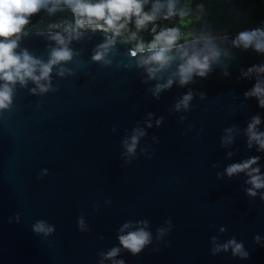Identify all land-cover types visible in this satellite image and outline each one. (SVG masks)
<instances>
[{
    "label": "water",
    "instance_id": "95a60500",
    "mask_svg": "<svg viewBox=\"0 0 264 264\" xmlns=\"http://www.w3.org/2000/svg\"><path fill=\"white\" fill-rule=\"evenodd\" d=\"M30 33L22 46L44 55L43 36ZM88 34L90 42L76 45L84 47L85 62L105 36L99 31ZM119 47L124 51L128 45ZM236 51L230 78L217 70L191 85L207 97L197 96L189 113L169 111L187 88L174 86L156 100L137 71L122 67L88 63L75 77L56 78L60 90L43 97L21 89L18 110L0 120V264H97L101 249L118 244L119 226L143 218L151 221L154 235L169 218L174 227L165 237L168 243L154 241L137 256L122 253L126 264H264V247L253 239L264 236V201L245 195L243 175L222 180L216 176L227 164L250 155H261L264 164V154L248 150L243 137L237 138L234 147L239 152L230 160L220 146L225 127H244L249 116L264 112L255 99L242 111H230V105L238 103L233 94L243 99L251 87L236 79L239 68L264 60L253 52ZM147 112L165 118L141 141V147L150 145L152 156L138 152L131 164H124L121 140ZM180 115L188 119L181 123ZM217 161L223 162L219 169L212 167ZM43 169L48 174L40 178ZM109 199L112 203L105 204ZM17 212L20 222L10 223ZM82 214L89 232L78 230ZM37 219L54 224L55 233L47 239L36 235L32 224ZM222 225L228 230L221 234ZM213 235L244 241L250 258L241 260L230 252L212 255Z\"/></svg>",
    "mask_w": 264,
    "mask_h": 264
},
{
    "label": "clouds",
    "instance_id": "9594fccd",
    "mask_svg": "<svg viewBox=\"0 0 264 264\" xmlns=\"http://www.w3.org/2000/svg\"><path fill=\"white\" fill-rule=\"evenodd\" d=\"M42 10L53 15L58 11L68 10L72 14V22L49 24L48 30L39 31L46 41L44 55H37L22 41L31 33L28 30L31 18ZM199 22L204 15V5L190 7L181 4V0H0V120L6 114L10 117L18 110L17 97L20 90L29 95L43 97L60 90L56 78L75 77L78 71L87 67L88 63L97 64L101 68H123L137 71L141 83L147 86L148 93L159 100L161 95L174 86L187 88L177 97L169 111L173 113H189L193 100L199 96L205 100L207 93L197 91L191 85L197 80H206L219 70L222 77L230 78L233 63L237 60V51L253 52L264 57V19L259 25L242 28L234 36L227 29L214 32L211 28L185 33L182 27L185 19L193 15ZM178 21L172 26H161L159 21ZM97 31L105 33L104 39L91 49L88 62L83 60L85 41L90 42ZM149 32L150 39H145L143 32ZM128 45L121 51L119 44ZM237 80L248 81L251 87L243 92V99L233 94L231 113L242 111L248 107V101L255 99L257 107L264 110V60L247 67H240ZM31 85V86H30ZM42 104L37 103V108ZM164 116L156 117L147 112L143 120L137 121L121 140V159L124 164H131L139 154L151 158L150 145L141 147L142 139L148 136V129L160 127ZM188 119L180 115L181 123ZM189 130L192 126L189 125ZM113 131H116L113 127ZM238 137H243L248 150L264 154V112H256L248 117L246 126L233 124L223 129L220 146L226 149V158L231 159L239 149L235 148ZM153 142L158 143L156 136ZM261 155H250L238 162H232L217 171V179H232L243 175L242 190L252 201L259 198L264 201V164ZM222 161L212 164L213 168H221ZM48 174L43 169L40 178ZM112 201L106 200L105 204ZM99 210V205H96ZM21 214L9 217V222L19 223ZM80 232H89L91 227L82 214L77 218ZM174 227L171 218L156 229L151 230V221L147 218L126 220L117 230L118 244L101 249L97 264H126L122 253L132 256L141 254L155 242L168 243L165 237ZM33 232L44 239L52 236L56 226L45 219H37L32 224ZM222 225L219 233L227 232ZM100 239H103L101 236ZM254 242L264 247V236L256 234ZM212 255L231 253L241 260L250 258V251L245 242L235 236L221 240L220 235L210 238ZM159 251L158 247L152 248Z\"/></svg>",
    "mask_w": 264,
    "mask_h": 264
},
{
    "label": "trees",
    "instance_id": "16d2710c",
    "mask_svg": "<svg viewBox=\"0 0 264 264\" xmlns=\"http://www.w3.org/2000/svg\"><path fill=\"white\" fill-rule=\"evenodd\" d=\"M204 5V15L199 22L192 16L185 19L182 31L185 33L211 28L214 32H222L227 29L229 33L241 30L242 28H251L259 25L264 19V0H181V4H188L195 7L196 4ZM73 17L70 11H58L49 15L47 11L31 18V24L28 27L30 31L48 30L49 24L72 22ZM178 21H159L161 26H172ZM100 32V31H99ZM103 33V32H102ZM141 35L147 40L150 39L149 32L145 31Z\"/></svg>",
    "mask_w": 264,
    "mask_h": 264
}]
</instances>
